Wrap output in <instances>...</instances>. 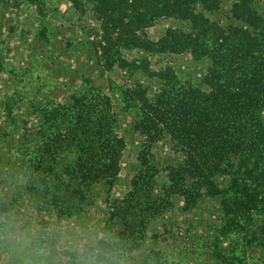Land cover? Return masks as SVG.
<instances>
[{
	"label": "trees",
	"instance_id": "trees-1",
	"mask_svg": "<svg viewBox=\"0 0 264 264\" xmlns=\"http://www.w3.org/2000/svg\"><path fill=\"white\" fill-rule=\"evenodd\" d=\"M91 1L105 49L146 45L190 51L208 62L202 86L177 84L166 70L158 73L159 93L148 97L141 88L127 90L128 104L139 107L133 127L145 139L131 190L109 206V218L120 220L123 246L131 249L179 201L186 209L209 195L221 198L226 220L221 236L234 230L264 247V14L256 0H232L238 24L227 28L209 16L221 0ZM161 17L187 20L189 30L169 29L156 42L145 40L139 32ZM46 121L50 131L38 147L34 177L43 203L71 215L91 203L95 184L110 188L117 177L124 147L117 113L108 95L89 86L79 99L51 108ZM159 140L169 148L162 163L152 152ZM219 239L213 254L238 264L234 256L221 255Z\"/></svg>",
	"mask_w": 264,
	"mask_h": 264
},
{
	"label": "rangeland",
	"instance_id": "rangeland-1",
	"mask_svg": "<svg viewBox=\"0 0 264 264\" xmlns=\"http://www.w3.org/2000/svg\"><path fill=\"white\" fill-rule=\"evenodd\" d=\"M231 4L221 0L209 15L222 28L238 24ZM256 7L264 14V0H256ZM169 29L188 31L189 22L161 17L139 34L156 42ZM106 45L91 0H0V212L27 214L62 228L70 239L102 237L100 244L114 252L119 264H225L212 252L216 237L221 255L234 256L238 264H264L259 239L234 230L225 238L219 234L226 222L219 196L203 195L186 209L179 201L156 217L131 249L123 246L117 235L120 220L109 218V206L131 190L145 139L133 127L139 107L128 104L127 90L141 88L148 97L159 93L158 73L166 70L173 71L177 84L202 86L208 62L194 59L190 51L122 44L107 50ZM89 86L108 95L117 113L118 135L124 140L120 170L110 188L92 187L91 203L82 210L59 214L41 200L33 167L40 143L48 140V112L79 99ZM168 150L163 140L157 141L154 160L162 163ZM0 264H11L7 253H0ZM59 264H77L75 254L66 252Z\"/></svg>",
	"mask_w": 264,
	"mask_h": 264
},
{
	"label": "clouds",
	"instance_id": "clouds-1",
	"mask_svg": "<svg viewBox=\"0 0 264 264\" xmlns=\"http://www.w3.org/2000/svg\"><path fill=\"white\" fill-rule=\"evenodd\" d=\"M101 239H70L62 228L27 214L0 212V253H7L11 264H59L66 252L75 254L77 264H119Z\"/></svg>",
	"mask_w": 264,
	"mask_h": 264
}]
</instances>
